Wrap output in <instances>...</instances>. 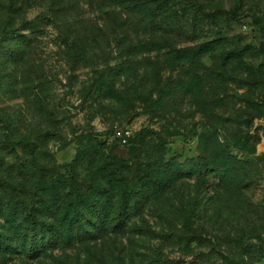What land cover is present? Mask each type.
I'll return each mask as SVG.
<instances>
[{
  "label": "rangeland",
  "instance_id": "rangeland-1",
  "mask_svg": "<svg viewBox=\"0 0 264 264\" xmlns=\"http://www.w3.org/2000/svg\"><path fill=\"white\" fill-rule=\"evenodd\" d=\"M117 1L0 0V264L126 243L31 256V211L98 168L150 191L139 263L264 264V0Z\"/></svg>",
  "mask_w": 264,
  "mask_h": 264
},
{
  "label": "trees",
  "instance_id": "trees-1",
  "mask_svg": "<svg viewBox=\"0 0 264 264\" xmlns=\"http://www.w3.org/2000/svg\"><path fill=\"white\" fill-rule=\"evenodd\" d=\"M117 2L124 4L127 1ZM139 19L151 21L147 14H142ZM8 143L27 144L20 139L11 140ZM114 174L104 168H98L92 177L93 181L85 189L70 192L69 198L61 203H54V205L43 203V207L39 209L40 217H36L37 208L33 209L31 211L33 216L25 221L27 229L30 233L32 232L29 238L31 256H38L48 249L71 248L77 244L88 248L89 242L103 235L104 237L125 235L126 243L118 242L115 237L112 238L114 242L109 251L103 252L100 248L99 264H165L156 252L151 257L149 254L145 255L146 263L137 261L140 253L136 250L138 245L133 244L135 240H138V238L135 239V235L147 234L152 230L149 227L143 228L145 224L141 227L128 221L132 213L142 210L151 197L150 191H146L147 193L145 192L141 197H136V192L121 189L120 178L118 176L115 178ZM61 195L62 193L55 190L51 196L60 201ZM191 229L190 227L189 230ZM24 240L27 244V237ZM61 264H72V262H61ZM74 264L89 263L86 261Z\"/></svg>",
  "mask_w": 264,
  "mask_h": 264
},
{
  "label": "built area",
  "instance_id": "built-area-1",
  "mask_svg": "<svg viewBox=\"0 0 264 264\" xmlns=\"http://www.w3.org/2000/svg\"><path fill=\"white\" fill-rule=\"evenodd\" d=\"M128 131H121V130H116L115 133L116 135L121 139V141L126 142L127 140V133Z\"/></svg>",
  "mask_w": 264,
  "mask_h": 264
}]
</instances>
